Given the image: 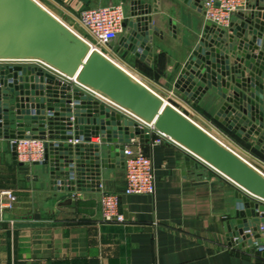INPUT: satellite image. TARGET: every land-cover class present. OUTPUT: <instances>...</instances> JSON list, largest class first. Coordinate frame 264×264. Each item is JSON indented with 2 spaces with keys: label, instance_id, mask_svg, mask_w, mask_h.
Instances as JSON below:
<instances>
[{
  "label": "water",
  "instance_id": "1",
  "mask_svg": "<svg viewBox=\"0 0 264 264\" xmlns=\"http://www.w3.org/2000/svg\"><path fill=\"white\" fill-rule=\"evenodd\" d=\"M183 1L192 5L191 0ZM202 1L195 0L193 7L202 10ZM156 2L155 9L137 2L140 6L132 14L137 19L127 17L122 37V43L129 44L135 34V47L130 49L145 58L153 53V36L159 33L151 14L158 12ZM247 9L250 12H240V21L228 28L208 23L176 87L190 97L197 90L202 95L217 94L223 103L216 118L246 141L256 136L260 148L264 145V0L249 3ZM9 60L20 63H0V138L46 140L45 159L33 165L49 167L53 190L100 191V168L124 167L125 145L136 136L142 143L151 137L138 122L29 60L45 61L153 123L186 151L188 167L206 166L236 185V212L226 223L228 237L243 245L263 243V167L220 141L194 115L166 101L34 0H0V62ZM94 137L103 145L93 143ZM12 148L15 164L32 165L18 162Z\"/></svg>",
  "mask_w": 264,
  "mask_h": 264
},
{
  "label": "crops",
  "instance_id": "2",
  "mask_svg": "<svg viewBox=\"0 0 264 264\" xmlns=\"http://www.w3.org/2000/svg\"><path fill=\"white\" fill-rule=\"evenodd\" d=\"M36 1L61 20L42 1ZM141 1L155 9L156 0ZM191 1L192 5L183 0H159L158 12L151 13L159 33L153 36L154 50L146 58L130 49L135 47V34L129 44L122 43L124 34L113 42L116 55L108 48L104 53L209 129L227 132L244 150L236 144L230 147L264 170V154L216 119L222 104L214 101L220 99L217 94L202 95L197 90L191 91L190 97L176 87L209 23L203 9L205 0L202 10ZM130 8L125 9L126 15L136 20ZM246 8L235 12L232 22L240 21L239 13L248 11ZM123 55L128 62L124 59L120 64ZM157 137L153 134L145 143L139 136L132 140L152 158L154 195L124 194L126 172L118 164L100 168V191L53 190L48 166L15 164L10 140L0 138V195L10 189L17 196L11 209L0 207V264H264V253L256 248V241L243 245L228 237L226 223L235 218L236 185L210 168L188 167L182 147L166 140L154 144ZM92 142L100 143V139L94 137ZM105 191L121 195L125 222L104 221L100 199ZM1 201L0 196V206Z\"/></svg>",
  "mask_w": 264,
  "mask_h": 264
},
{
  "label": "built area",
  "instance_id": "3",
  "mask_svg": "<svg viewBox=\"0 0 264 264\" xmlns=\"http://www.w3.org/2000/svg\"><path fill=\"white\" fill-rule=\"evenodd\" d=\"M248 1L249 0H205L204 12L206 19L208 22H212L219 27L228 28L232 23L233 14L245 7ZM126 20V11L122 5L86 8L83 9L78 16V21L81 26L84 27L94 39V41L91 42L92 46L105 52L107 48L112 51L113 42L124 34ZM0 63H8V61ZM15 63L19 62L15 61ZM40 65H42L41 67L44 69L61 76L64 81L72 85H78L86 90L94 100L124 114L126 117L138 122L141 126L147 127L150 137L153 134L158 135V137L153 140L154 144L161 143L164 140L174 142L170 137L157 131L154 125L148 126L138 117L111 102L103 95L78 84L76 78L67 77L42 63H40ZM45 142L46 140L36 137H17L10 139L11 146H15L18 162L30 164L45 159ZM124 156V168L126 172V188L124 194L154 195L156 192V175L152 158L144 151L141 144L135 141L125 145ZM0 196L2 200L0 207L2 210L11 209L17 200L16 194L10 189L3 190ZM101 209L103 219L106 222L123 223L126 221L125 214L121 211V195L118 193L102 192ZM260 233L263 238V243L259 244L256 242V248L264 253V223L260 225Z\"/></svg>",
  "mask_w": 264,
  "mask_h": 264
},
{
  "label": "rangeland",
  "instance_id": "4",
  "mask_svg": "<svg viewBox=\"0 0 264 264\" xmlns=\"http://www.w3.org/2000/svg\"><path fill=\"white\" fill-rule=\"evenodd\" d=\"M42 1L49 9H51V11L55 12L64 23L69 24V28L71 30H73L76 34H78L79 36H81L84 40L88 41L90 44L91 42L94 41L93 37H91V35L84 29V27L81 26V24H79L77 21H74L75 19H78L79 13L86 8H92V7H98V6H109V5H122L126 10L128 9V7L130 8V11L134 12L135 10H137L138 7V3L141 0H40ZM56 2V3H55ZM131 4V5H130ZM249 5V3H248ZM248 5H246L248 7ZM66 8L68 11H70L73 15H75L74 18L69 17V15H67V13H64V10L62 9ZM204 9V8H203ZM247 9V8H246ZM248 11L246 12H250L251 9H247ZM79 12V13H78ZM92 45V44H91ZM98 50H100L99 48H96ZM101 52L104 53V51L102 50ZM113 52L115 55L116 53L114 51ZM108 53V52H107ZM106 54V53H104ZM108 56V55H106ZM112 56V55H111ZM115 57V56H114ZM116 59V57H115ZM128 59L126 58V55H123V61L120 62L118 59V61L120 62V64H124ZM27 62V61H24ZM30 64H34V65H38V66H42L40 65V62L37 60H29L28 61ZM118 62V63H119ZM128 62V61H127ZM9 64H15V60H9L8 61ZM20 63V62H19ZM67 77H69L68 75H66ZM220 98V97H219ZM217 100H221L220 102L223 103V100L220 99H215L214 101ZM170 103H172L175 107L179 108V110L183 111L186 115H190L191 113L188 112V110H184V108L182 109L181 107H179L177 105L176 102L174 101H168ZM222 105V104H221ZM193 108V107H192ZM190 110V109H189ZM191 111V110H190ZM217 119V118H216ZM218 120V119H217ZM219 121V120H218ZM222 123V122H221ZM224 125V124H223ZM225 126V125H224ZM227 127V126H226ZM208 128V127H207ZM209 129V128H208ZM219 130H215V129H209V131L212 132V134L218 138L220 141H222L223 143H225L227 146H236L237 148L241 149L242 147L238 146L237 143H235V141L232 140V138L230 137V135L225 132L224 130L218 128ZM227 129H229L227 127ZM231 130V129H229ZM233 132V131H231ZM232 134H236V133H232ZM237 135V134H236ZM238 136V135H237ZM240 137V136H239ZM241 139L244 140V138L240 137ZM229 144H227L226 142ZM246 141V140H244ZM133 142V141H131ZM130 142V143H131ZM247 143H249V145H251L252 147L257 148L258 150H260L263 154H264V150L263 147L264 145L260 144V148L257 147L256 145L258 144V140L256 136H252L248 141H246ZM129 144V143H128ZM236 144V145H235ZM234 150L238 151L236 149V147H231ZM243 149V148H242ZM241 149V150H242ZM244 150V149H243ZM145 151V150H144ZM239 152V151H238ZM106 192V191H105ZM108 193H113V192H108ZM102 196V194H101ZM100 203H101V199H100Z\"/></svg>",
  "mask_w": 264,
  "mask_h": 264
},
{
  "label": "bare ground",
  "instance_id": "5",
  "mask_svg": "<svg viewBox=\"0 0 264 264\" xmlns=\"http://www.w3.org/2000/svg\"><path fill=\"white\" fill-rule=\"evenodd\" d=\"M34 1H36V0H34ZM37 2V1H36ZM37 3H39V2H37ZM40 4V3H39ZM41 5V4H40ZM44 7V6H43ZM45 8V7H44ZM56 17V16H55ZM39 62H41V63H43V64H45L46 66H50V67H52L53 68V66H51V65H49L48 63H46L45 61H43V60H38ZM53 69H55V68H53ZM56 70V69H55ZM56 71H58V70H56ZM132 114V113H131ZM134 115V114H133ZM135 116V115H134ZM140 119V118H139ZM141 120V119H140ZM143 121V120H142ZM144 123H146L145 121H143ZM147 124V123H146ZM148 126H152V125H154L153 123L152 124H147ZM145 128H147V127H145ZM148 129V128H147ZM149 130V129H148Z\"/></svg>",
  "mask_w": 264,
  "mask_h": 264
}]
</instances>
